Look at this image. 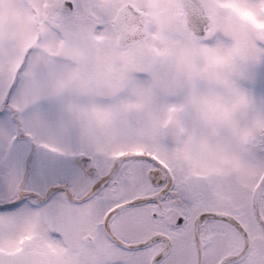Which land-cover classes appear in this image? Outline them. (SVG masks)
I'll use <instances>...</instances> for the list:
<instances>
[{
  "label": "snow or ice",
  "instance_id": "6c2138e0",
  "mask_svg": "<svg viewBox=\"0 0 264 264\" xmlns=\"http://www.w3.org/2000/svg\"><path fill=\"white\" fill-rule=\"evenodd\" d=\"M0 264H264V0H0Z\"/></svg>",
  "mask_w": 264,
  "mask_h": 264
}]
</instances>
